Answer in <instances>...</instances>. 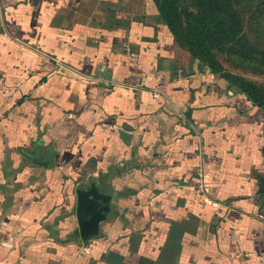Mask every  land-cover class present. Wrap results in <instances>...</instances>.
Here are the masks:
<instances>
[{"label":"crops","instance_id":"0c3cea01","mask_svg":"<svg viewBox=\"0 0 264 264\" xmlns=\"http://www.w3.org/2000/svg\"><path fill=\"white\" fill-rule=\"evenodd\" d=\"M0 264H264V109L154 0H0Z\"/></svg>","mask_w":264,"mask_h":264},{"label":"trees","instance_id":"16d2710c","mask_svg":"<svg viewBox=\"0 0 264 264\" xmlns=\"http://www.w3.org/2000/svg\"><path fill=\"white\" fill-rule=\"evenodd\" d=\"M178 1L154 0L176 40L212 72L220 74L230 85L264 109V89L225 70L211 52V45L232 43L241 33L240 19L232 0H194L195 10L185 12L187 26L183 34H179L177 27L180 18Z\"/></svg>","mask_w":264,"mask_h":264},{"label":"rangeland","instance_id":"374dc122","mask_svg":"<svg viewBox=\"0 0 264 264\" xmlns=\"http://www.w3.org/2000/svg\"><path fill=\"white\" fill-rule=\"evenodd\" d=\"M240 19L241 33L232 43L211 45L212 55L225 70L264 89V0H232ZM177 22L183 34L186 11L195 10L194 0H179Z\"/></svg>","mask_w":264,"mask_h":264},{"label":"water","instance_id":"95a60500","mask_svg":"<svg viewBox=\"0 0 264 264\" xmlns=\"http://www.w3.org/2000/svg\"><path fill=\"white\" fill-rule=\"evenodd\" d=\"M82 214H83V209L82 207L79 208V216H80V220L82 221Z\"/></svg>","mask_w":264,"mask_h":264}]
</instances>
